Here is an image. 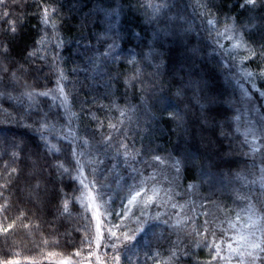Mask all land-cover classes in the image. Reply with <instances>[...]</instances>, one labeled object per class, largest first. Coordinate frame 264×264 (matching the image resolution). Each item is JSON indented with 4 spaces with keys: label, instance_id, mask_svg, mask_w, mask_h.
<instances>
[{
    "label": "snow or ice",
    "instance_id": "6c2138e0",
    "mask_svg": "<svg viewBox=\"0 0 264 264\" xmlns=\"http://www.w3.org/2000/svg\"><path fill=\"white\" fill-rule=\"evenodd\" d=\"M15 2L27 6L26 0ZM49 2L42 0L41 5H38L42 13L41 23L45 26L50 24L51 16L56 13L55 9L42 6ZM195 2L202 8H208L207 14L201 11L199 15L210 26L207 32L209 37H213V44L225 49L217 55L225 57L229 73L239 81V94L234 90L229 98L225 92H217L201 74L197 65L205 49L194 43V29L181 23L184 16H168L167 12H163L165 8L171 11L167 0H159V3L141 0L143 8L151 9L150 13H146L150 17L149 23L156 25L151 45L145 44L149 53L145 56L141 52L139 59L137 54L127 58V64L132 66V75L116 72L109 76L104 87L111 89L115 86L116 92L111 93V96L105 95L104 98L110 101L109 105L97 109L102 111L106 107L108 111L115 110L121 118L129 113H138L134 121L136 127L133 128L132 120L127 125L123 119L115 123L101 121L87 107L94 101L84 99L81 102V115L94 121L96 127L91 134L85 131L83 136L73 128L71 119L57 130L52 121L59 113L43 110L48 98H51L52 106L57 109L67 108V77L58 70L60 55L55 51L62 41H59L58 36L50 35L45 27L40 39H34L27 46L17 49L15 42L21 38L24 22L19 17L11 21L4 19L9 15L7 12L0 16V105L7 100L15 102L17 106L16 115L0 106V112L7 114V119L0 120V125H15L23 129L21 134L11 137L0 134V200L4 201L0 204V212L7 213L10 208L17 206V202H24L26 192V201L32 208L19 209L17 206V210L24 219H29L31 213V218L38 223L25 224L24 228H43L50 235H59V230L66 227L64 221L71 218L72 209L80 201L85 211H91L96 219V249L103 245L114 250L111 256L90 251L88 264H93V258L95 264H121L123 253L133 246V241L146 230V226L162 222L166 227L176 230L189 223V220L176 218L181 214L175 211L178 204L173 202L171 193L167 200H162L158 189L147 187L149 180L154 184L160 182L155 173L148 180H142L144 172L136 167L144 163L146 170L148 167L164 165L169 175L176 178L182 172L188 175L197 172L198 175L192 177L197 183L188 184L187 188L191 190L199 186L208 193L202 197L203 203L199 207L207 209L215 206L218 212L224 213L221 224H227V228L223 230L214 227V221L208 218V211L197 213L205 217L203 225H198L194 231L211 249L208 264H219L220 261L225 264H264V177L259 181L249 180L239 171L234 172L232 166L233 157L239 151L232 141L240 139L234 136L236 129L233 123L239 121L241 115L246 113L250 119L240 147H249L248 137L256 139L255 132L264 135V90L258 87V83L264 85V68L256 63L255 67L260 70L248 71L245 64L255 60L264 61V44L257 47L249 45L243 36L249 25H240L236 29L227 23L231 17H225L224 30L221 31L217 27L221 23L220 18H209L213 16V7L204 5L202 0ZM0 6H3V0H0ZM239 7L256 12L253 19H264L259 16L260 9L264 8V0H243ZM236 19L238 21L239 17ZM249 24L256 27L251 20ZM51 26L58 31L55 22H51ZM229 32H239L240 35L229 36ZM136 35L143 42V37ZM221 38L230 43L232 40L236 42L227 48L219 44ZM116 47L113 42L104 55L112 54V59L119 61L120 57L113 51ZM241 48L248 54H242L237 64L233 52ZM54 76L56 87L40 90L41 81L52 84ZM173 87V95L178 104L183 105V109L177 105L176 110L168 111L173 107L168 102L171 99L168 92ZM121 88L124 89L122 93ZM133 100L137 103L132 104ZM120 101H123L124 108H120ZM157 103L161 105L159 116L153 112ZM230 113L232 123L229 122ZM141 117L148 126L161 121L174 125L170 131L176 135L177 143L167 157L150 155L133 147L132 134H140ZM251 150L264 151L255 147ZM243 155L247 156L248 153ZM144 156H148V161H144ZM261 164L264 165V160ZM120 172L128 173L133 180L132 184L125 181L123 189L126 191L112 188L113 180L119 185L117 177ZM254 174L248 172V176ZM169 182L179 187L175 185V180ZM257 183L259 188L255 187ZM237 184L239 188L233 187ZM112 193L119 196V203L112 198ZM217 195L234 197V202L242 203L244 207L236 211L228 209L227 205L221 206L219 201L213 199ZM105 196H109L111 203L116 205L115 208L105 207L103 219L107 227L101 223L98 208L94 209L96 202L104 201ZM15 224L13 220L7 226H0L5 248L9 247L8 237ZM200 227L204 228V232L199 231ZM209 235L214 238L219 236V239L209 242ZM51 243L57 244L58 241ZM88 244L91 248L92 241L89 240ZM181 254L187 255L186 252L181 253L174 244L169 260L179 264ZM2 255L4 258L0 259V264H20L19 260L8 258L7 252H2ZM158 255H149L145 259L152 260L153 264H164Z\"/></svg>",
    "mask_w": 264,
    "mask_h": 264
},
{
    "label": "trees",
    "instance_id": "16d2710c",
    "mask_svg": "<svg viewBox=\"0 0 264 264\" xmlns=\"http://www.w3.org/2000/svg\"><path fill=\"white\" fill-rule=\"evenodd\" d=\"M41 2L42 0H26L27 6H25L24 4L16 3L15 0H3V6H0V16L7 12L9 15L4 19L11 21L19 17L24 22L22 32L20 33L21 38L15 42L17 49L27 46L34 39H40L45 27L48 28L50 35L58 36L59 41H62L59 48L55 50L60 55L57 67L67 77L65 83L67 85L66 90L69 93L70 108L73 113V128L83 136L85 131L91 134V131L96 127L94 121L81 115V102L84 99L94 101V104L90 103L87 107L91 108L92 112L101 121L115 123L117 120L123 119L125 125H127L128 121L132 120V126L135 128L134 121L136 115H139L138 113L135 115L129 113L127 116L121 118L115 110L108 111L106 107L102 111H97V109L100 106L109 105L110 101L104 98L105 95L111 96V93L116 92L115 86L111 89L104 87L105 83L109 80V76L116 72L132 75L130 71L132 66L127 64V58L132 54H137V59H139L141 52L145 56L148 55L149 49L145 47V44L151 45L155 35L153 29L156 27L155 24L149 23L150 17L146 14L150 13L151 9L143 8L141 0H50L48 4L42 6L56 10L55 15L51 16V22L57 24V31V29L52 28L51 22L48 26L41 23L42 13L38 7V5H41ZM155 2L159 3V0H155ZM167 2L170 5L171 11L167 8L162 11L167 12L168 16H184L185 19L181 23L185 27L190 26L194 29L192 32V35L196 38L194 43L201 45L205 49L201 62L197 65L201 69V74L209 80L217 92H225L230 98L233 91H237V83L226 71V65L222 57L217 55L216 47L213 44V37H209L207 24L201 15H199L201 11L207 14L208 8H202L201 5H197L195 0H167ZM242 2L243 0H202L204 5L208 4L209 7H213L211 8L213 16L209 18L214 19L216 16L220 18L221 23L217 25L218 28L224 25L226 16L231 17L227 23L234 25L237 29H239L240 25H249L243 33L244 40L252 47H257L264 44V19H253L257 15L256 12H249L248 9L239 7V4ZM259 16L264 18V8L260 9ZM237 17H239L238 21ZM250 20L252 24L256 25L255 28L249 24ZM136 34L143 37V42L137 38ZM113 42L117 45L113 51L120 57L119 61L112 59V54L104 55V53L108 52L109 45ZM214 48L215 51H213ZM51 54L49 52V56ZM256 63H259L264 68V61L255 60L253 63H250L254 69L258 70L255 67ZM52 79V84H49L47 81H41L42 87L40 90L45 91L47 87H53L56 77L54 76ZM121 81H123V76L121 77ZM123 91L124 89L121 88L120 92L122 93ZM174 92V87L168 92V96L171 98L168 102L173 105L168 111L176 110L177 105L179 109H183V105L178 104L177 99L173 95ZM237 94H239L238 91ZM118 96L119 93H117ZM117 97H112V99H116ZM131 103L136 104L137 101L133 100ZM52 105L53 101L51 98H48L43 110L59 113L58 116H54L52 121L56 124L57 130H59L61 125L67 124V120L63 110L57 109ZM0 106L16 115L15 109L17 106L15 102L5 100ZM119 106L120 108L125 107L123 101L119 102ZM160 107L161 105L157 103L156 108L153 109V112L157 116L160 114ZM244 115H241L239 121L233 123V128L236 129L234 136L240 137L239 140L233 139L232 141L233 145L239 148V151L233 157V171H239L242 175L247 176L249 180L259 181L260 174L258 169L260 165L256 160L257 154L251 150L252 144L249 147H240V142L248 131ZM33 118L35 119L36 117ZM6 119L7 114L0 112V120ZM141 120L142 122L139 125L141 129L140 134H136L135 132L132 134L133 147L137 150L146 151L149 154L168 155L172 151L173 145L177 143L176 135L170 131V129L174 128V125L165 124L161 121L148 126L143 117H141ZM229 122L232 123L231 113L229 115ZM0 127H2L0 128V134L9 137L23 132V129H18L15 125L3 124ZM245 152L248 153L247 156L243 155ZM248 172H254L255 174L248 176ZM197 175V172H193L192 175L182 172V184H187L188 182L197 183L192 178ZM125 181L128 184H132V177L126 175ZM239 186L237 184L233 187L239 188ZM255 187L259 188V183ZM199 191V199L203 201L202 197L208 195V193L200 187ZM229 192H231V189ZM26 195L27 193L25 192L24 202H17L19 209L32 208V205L26 201ZM213 199L219 201L221 206L243 205L242 203H235L234 197L229 198L227 195H217ZM13 200H15V197H13ZM3 203L4 201L0 200V204ZM17 206L10 208L7 213L0 212V226H7L13 220L16 221L15 227L8 237L9 247H3L4 238L0 234V259L4 258L2 252H7L8 258L19 260L20 264H52L48 262V258L72 255L84 238L91 233V218L78 208L77 205L72 209L71 218L64 221L66 227L59 230V235H50L43 228H24L25 224L34 225L38 222L34 218H31V213H29V219L20 217ZM190 208L192 219L190 225H184L181 231L180 228L173 230L164 227L162 229L161 223L149 226L144 234H141L136 241H133L135 255L131 258L124 255V263L151 264L153 261L146 260L145 258L146 256L156 254H159L158 258L163 262L164 258H169L173 245L180 242L182 244L184 242L186 245L184 252L187 255H184L185 257L182 254L180 255L183 258L181 261L185 264H202L207 262V260H211V249L202 242L203 238L196 235L194 231L201 224L202 219L205 218L203 215H197V213L203 212L202 208L199 207V204L196 206L192 205ZM86 227L87 231L85 230ZM201 230L202 227L199 228L200 232ZM66 232L69 234L65 235ZM209 238L210 236H208V240ZM210 240L209 242L212 241ZM45 241H49V243H45ZM51 241H58V243L53 244ZM129 249H131V246Z\"/></svg>",
    "mask_w": 264,
    "mask_h": 264
},
{
    "label": "rangeland",
    "instance_id": "374dc122",
    "mask_svg": "<svg viewBox=\"0 0 264 264\" xmlns=\"http://www.w3.org/2000/svg\"><path fill=\"white\" fill-rule=\"evenodd\" d=\"M232 25V24H230ZM207 27L209 28L210 26L207 25ZM221 31L224 30V25L222 27L219 28ZM237 29V28H236ZM229 36H233V35H240L239 32L233 33V32H229L228 33ZM235 40H232L231 43H235ZM231 43L227 40H224L223 38H221L219 40V44L225 45L227 48H231ZM216 47V46H215ZM225 49H220L218 47H216V51L217 53L220 51H223ZM242 54H248V52L244 49H238V50H234L233 55L236 59L237 64H239V61L242 59ZM222 57V60L224 61L225 65H226V71L228 72V74L234 79L235 83H237V85L239 84V81L232 76L229 71H228V62L226 61L224 56H220ZM245 64L247 65V70L248 71H253V72H258L260 69L256 70L252 67V65L249 62H245ZM53 87H56V85H54ZM258 87H261L262 90H264V85H261L258 83ZM237 91L239 93V89L237 87ZM59 103V101H57ZM64 116L66 117V120L68 122L69 119L72 120L73 117V113L71 111L70 108V103H69V99H68V104H67V108L66 109H62ZM250 119V117L245 113L244 115V121L248 122V120ZM255 136L256 139H253L252 136H249V141L250 144H252V148L255 147L257 149H264V135H261L260 132H255ZM257 154L256 160L257 162H259L260 168L258 169V172L260 174L259 180L264 177V165L261 164V161L264 160V151H256L255 152ZM152 153H150L151 155ZM163 157H167L166 154L161 155ZM144 161H148V156H144L143 157ZM136 167L138 169H140L142 172H144V175L141 177L142 180H148L149 176L152 175L153 173H155L157 179L160 181L159 183H152L150 180L148 182L147 187L150 188H155L159 190V196L162 200H167L169 194L171 193L173 195V202L178 204L177 209L175 210L176 212H179L181 215L176 217L177 219L180 220H190L189 223H187V225L191 224V215H190V206H196L197 204H202L203 201H201L199 199V186L196 188H193L191 190H189L187 188L188 184H196V183H190L188 182L187 184H182V173L179 176V178H176L174 175H169L167 169L165 168L164 165H158L157 167L153 168V167H148L145 170L144 167V163L141 164H137ZM126 175H128V173L125 172H120L119 176L117 177L119 179V185L113 180L112 183V188L113 189H117V190H123L126 191V189H123V183L124 182V178L126 177ZM131 180V179H130ZM129 180V181H130ZM170 180H175V185H179V187L174 186L172 183H170ZM133 183V180H132ZM183 185H185V187H183ZM176 193H179V195H176ZM151 194V193H149ZM112 196L113 199L116 200L117 203H119V196H116L115 193L110 194ZM115 203V201H114ZM77 207L80 208L83 212H85L86 214H88L91 218L92 221V230L91 233L89 234V236H87L86 238H84V240L82 241V243L80 244V246L77 248V250L69 256H53L48 258V262L52 263V264H88L89 262V252H95L97 254H104L106 253L108 256H111L113 254V249L108 248V247H104L103 245L101 246L100 249H96L95 247V237H96V230H95V225H96V219L92 216L91 211H85V207L81 204L80 201H77L76 203ZM183 206V207H179V206ZM111 206L112 208H115L116 205L111 203V200L109 199V196H105L104 201H97L96 205L94 206L95 208H98L99 211V215L101 218V223L105 224V221L103 219L104 215H105V207ZM244 205L241 206H230L228 207V209H235L236 211H240L241 208H243ZM194 208V207H192ZM169 211H171V209L169 208ZM202 211H208L210 213L209 215V219L214 221V227L217 228L218 230H223L227 228V224H221V221L224 219V213L222 212H218L217 208L215 206L207 208V209H202ZM190 216V217H189ZM233 217H234V213H233ZM205 218L202 219L201 224L203 225V221ZM115 221H113L114 223ZM154 224H156L154 222ZM160 224V223H158ZM108 225L105 224V227H107ZM151 226L148 225L146 226V229ZM161 228L163 229L164 227H166L162 222H161ZM170 228V227H167ZM160 229V228H159ZM185 229V228H184ZM161 230V229H160ZM183 230V226L180 228V231ZM146 232V230L142 233L144 234ZM201 232H204V228L202 227ZM230 235V233H229ZM210 238L209 240H213V239H219V236L217 237H212L211 235H209ZM139 237V236H138ZM91 240L92 241V245L91 248L89 247L88 241ZM210 240V241H211ZM175 246L177 248H180L181 253H183L186 250V245L183 242V244L177 243L175 244ZM135 245L133 243V246H131V249H129L128 251L126 250L123 253V257L124 255L131 258L135 255ZM79 252L80 255H76V253ZM127 252V253H126ZM127 254V255H126ZM183 255V254H182ZM183 257H185L183 255ZM128 260V259H127ZM133 260V259H132ZM182 257H179V264H185L183 261ZM126 261V259H125ZM131 261V260H130ZM210 260H207V262L202 263V264H208ZM164 264H174L173 261H170L169 258H164ZM93 264H95L94 258H93ZM121 264H125L124 263V258H122L121 260ZM153 264V262L151 263ZM213 264H216V262H213ZM219 264H225L224 261H220Z\"/></svg>",
    "mask_w": 264,
    "mask_h": 264
}]
</instances>
